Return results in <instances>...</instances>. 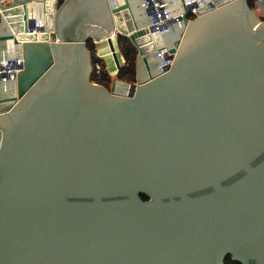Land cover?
I'll return each instance as SVG.
<instances>
[{
  "label": "water",
  "instance_id": "obj_1",
  "mask_svg": "<svg viewBox=\"0 0 264 264\" xmlns=\"http://www.w3.org/2000/svg\"><path fill=\"white\" fill-rule=\"evenodd\" d=\"M177 1L161 38L140 0L5 5L0 58L23 65L0 85V264H264V0L194 20ZM122 38L136 83L109 91L87 43L119 68Z\"/></svg>",
  "mask_w": 264,
  "mask_h": 264
},
{
  "label": "built area",
  "instance_id": "obj_2",
  "mask_svg": "<svg viewBox=\"0 0 264 264\" xmlns=\"http://www.w3.org/2000/svg\"><path fill=\"white\" fill-rule=\"evenodd\" d=\"M186 5L189 8L188 17L190 20L196 19L198 15L204 13H211L212 10L208 8L209 0H185ZM238 0H230V3L236 2ZM145 15L149 17L148 19V30L150 35L155 38H161L167 36L168 22L174 19V14L168 6V2L165 0H141ZM6 0H0V15L6 5ZM204 5V6H203ZM179 14V16H181ZM179 23V22H178ZM180 24V23H179ZM35 29L38 31L42 25L36 23ZM35 31L37 34L39 32ZM168 47L171 45L169 40L161 41L160 46ZM116 47V46H115ZM168 48L162 51H157L153 54V59L157 60V66H159L158 77L166 75V73L171 71V67L176 58V54L170 53ZM117 50V48H116ZM119 54V53H118ZM125 62V61H124ZM115 63V62H114ZM23 61L20 57H3L0 58V85L7 86L14 84L18 79ZM116 65V64H115ZM117 67V65H116ZM118 68V67H117ZM96 73L99 75L101 73L100 66L97 64L95 66Z\"/></svg>",
  "mask_w": 264,
  "mask_h": 264
},
{
  "label": "trees",
  "instance_id": "obj_3",
  "mask_svg": "<svg viewBox=\"0 0 264 264\" xmlns=\"http://www.w3.org/2000/svg\"><path fill=\"white\" fill-rule=\"evenodd\" d=\"M250 6L252 9L256 8V5L254 3V1H250ZM193 19V17H192ZM119 44H121V53L123 54L122 56L124 57L125 61V67H127L129 73L126 75L128 76V80L129 78H131V80L135 79L136 77V62H137V53L135 48L133 47V45L131 44V42L126 39V38H122L119 39L118 41ZM87 48L89 50L90 53H92V68L93 70H95V66L101 62L100 58L98 57V53L96 52L95 49V45L92 41H89L87 43ZM128 62V65H127ZM127 65V66H126ZM103 69H105V66L103 65ZM106 71V70H105ZM103 72V74L101 76H99V78L97 79H92L96 84H100V83H108L110 81L108 74L106 72ZM142 199L144 201H148V198L145 195H141ZM225 264H241V263H237L235 261L232 260V258L230 256H228L225 260Z\"/></svg>",
  "mask_w": 264,
  "mask_h": 264
},
{
  "label": "rangeland",
  "instance_id": "obj_4",
  "mask_svg": "<svg viewBox=\"0 0 264 264\" xmlns=\"http://www.w3.org/2000/svg\"><path fill=\"white\" fill-rule=\"evenodd\" d=\"M254 11L257 13V15H259L260 18L262 17V15H260V13H259V11L257 9V6L254 9ZM103 45H106L107 46L106 43L102 44V46ZM121 47L122 46L119 43L116 46L117 53H119V56H120L119 57L120 67L117 68L116 65H115V63H114L115 61L110 62L111 60H109V59H108L109 61L107 60V58H106L107 53H105L106 50L104 51V53H101L100 50L98 51V46L95 45L96 52L98 53V57L101 60V62L99 63L101 73H99V75H98L96 73V70H93V68H92L91 82L93 84H96L93 80L99 78V76H101L105 70H106L105 72L108 74V77H109L110 81L108 83H105V84L100 83V84H96V85L106 87L109 91H111V89L113 87L112 85L114 83H116V82H119V83L120 82H123V83H128V84L136 83V77L133 80H131V78H129V80H128V76H126L129 73V71H128L127 67H125V62L124 61H126V60L122 56L123 54L121 53ZM133 47L135 48L134 45H133ZM135 50H136V52H138L136 48H135ZM138 55H139V52L137 53V58H138ZM103 65L105 66V69H103ZM127 65H128V62H127ZM91 67H92V64H91Z\"/></svg>",
  "mask_w": 264,
  "mask_h": 264
},
{
  "label": "crops",
  "instance_id": "obj_5",
  "mask_svg": "<svg viewBox=\"0 0 264 264\" xmlns=\"http://www.w3.org/2000/svg\"><path fill=\"white\" fill-rule=\"evenodd\" d=\"M19 1V0H18ZM23 1V0H22ZM166 2H168V6L172 11L178 12L180 10V5H179V1L177 0H165ZM217 2H219L220 0H216ZM14 2V0H8V2L6 3V5H12ZM142 2L140 0V7H141V12L140 14L144 15L145 11L143 9L142 6ZM204 6V5H203ZM33 12L39 13V10H37L36 8H33ZM4 33H7L6 31ZM100 46H102V44L98 45V51L100 50ZM104 46V45H103Z\"/></svg>",
  "mask_w": 264,
  "mask_h": 264
},
{
  "label": "bare ground",
  "instance_id": "obj_6",
  "mask_svg": "<svg viewBox=\"0 0 264 264\" xmlns=\"http://www.w3.org/2000/svg\"><path fill=\"white\" fill-rule=\"evenodd\" d=\"M100 52L101 53H104V51L106 50V52L105 53H107V56H106V58H107V60L109 59V60H111L110 62H113L115 59H114V53H112V52H110V50L108 49V45L106 46V45H104V46H100ZM119 55V54H118ZM120 57V56H119ZM105 58V59H106ZM108 60V61H109ZM120 88L121 87H119L118 88V92H120Z\"/></svg>",
  "mask_w": 264,
  "mask_h": 264
},
{
  "label": "flooded vegetation",
  "instance_id": "obj_7",
  "mask_svg": "<svg viewBox=\"0 0 264 264\" xmlns=\"http://www.w3.org/2000/svg\"><path fill=\"white\" fill-rule=\"evenodd\" d=\"M193 20V19H192ZM54 119H56L55 117H53V118H48V119H44V120H48V121H50V120H53V121H55ZM58 120V119H57ZM105 158H106V156H105ZM73 160V159H72Z\"/></svg>",
  "mask_w": 264,
  "mask_h": 264
}]
</instances>
